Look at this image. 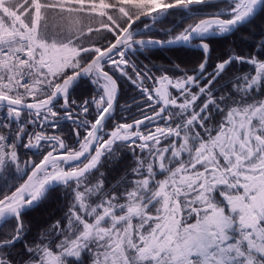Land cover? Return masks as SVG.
Wrapping results in <instances>:
<instances>
[{
  "label": "snow or ice",
  "instance_id": "1",
  "mask_svg": "<svg viewBox=\"0 0 264 264\" xmlns=\"http://www.w3.org/2000/svg\"><path fill=\"white\" fill-rule=\"evenodd\" d=\"M237 34L247 53L214 56ZM119 78L139 118L117 120ZM89 262L264 264V0H0V264Z\"/></svg>",
  "mask_w": 264,
  "mask_h": 264
},
{
  "label": "trees",
  "instance_id": "2",
  "mask_svg": "<svg viewBox=\"0 0 264 264\" xmlns=\"http://www.w3.org/2000/svg\"><path fill=\"white\" fill-rule=\"evenodd\" d=\"M208 11H212V9H209ZM178 18H169V20L157 24L155 26V32L153 35L155 37H159L162 39L169 38L167 35H165V31H167L170 28H173V25L178 23ZM192 21H186L182 24H180L179 28H175L173 30V35L176 34V32L180 31L184 26H186L187 23H191ZM212 47L214 49V56L223 54L225 52H228L230 49L235 48L237 51H243L247 53L249 49V45L242 41L240 39V34H237L236 36L229 37L228 39L223 38H215L212 42ZM137 63L139 65H149L152 66L153 64L159 66L161 64H168L170 61H176L178 63L183 62L188 67L194 66L195 62L198 59V53L194 49H187V50H158L154 51L151 54H142L137 56ZM111 72V69H109ZM248 66H244L241 69V73L247 72ZM158 74V73H157ZM119 77L118 75H116ZM118 85H119V103L117 105V109L119 111H116V117L118 120H121L123 118H126L131 113H127L126 115L122 116L121 114H125V112H122L120 110L121 106L125 104H132L133 99H139V92L135 88L134 85L129 83L127 80L123 78L118 79ZM92 86L87 81H82L80 85L74 89L72 96L74 99H77L81 102L84 97L91 94ZM136 107L133 105L130 112H135ZM222 119L221 117H217V120L219 121ZM71 124L68 122H64L61 124V127L59 129L60 132L63 133V137L66 139V141H71L72 138H74V134L71 131ZM82 132V131H81ZM134 165V161L131 157L130 153H126L122 160L119 162L118 167L120 169V174L122 175L124 170L130 169L131 166ZM108 165H105V168H108ZM105 169H102L104 171ZM118 178V177H117ZM160 179H163V176L159 177ZM109 179L112 181V183H115V180L110 176ZM56 204V205H55ZM59 204L53 203L50 207L41 209L40 212H33L32 217L35 218H44L46 213L51 210H57L58 215H63V212L58 211ZM66 211V209H65ZM7 226H5L6 230Z\"/></svg>",
  "mask_w": 264,
  "mask_h": 264
},
{
  "label": "flooded vegetation",
  "instance_id": "3",
  "mask_svg": "<svg viewBox=\"0 0 264 264\" xmlns=\"http://www.w3.org/2000/svg\"><path fill=\"white\" fill-rule=\"evenodd\" d=\"M110 68H107V70H109ZM110 71V70H109ZM148 83V82H147ZM90 84V83H89ZM91 86H92V89H91V94L90 95H88V96H86V97H84L83 98V100L84 99H90L92 96H94L96 93H95V86L94 85H92V84H90ZM148 85H149V83H148ZM83 100H81V102L83 101ZM95 113V112H94ZM131 114L130 115H132L134 118H139L138 117V114H137V110H135V112H130ZM127 113H125V115H126ZM93 116V115H92ZM90 118H91V116H90ZM118 120V119H117ZM128 122H131V120H129ZM72 126V125H71ZM108 126H109V128L112 126V122L110 121L109 122V124H108ZM48 131L49 132H52L53 130L52 129H48ZM82 131V130H81ZM74 137V136H73ZM75 138V137H74ZM74 138H72V140L71 141H66L67 143H69V144H72L75 140H74ZM23 151V152H22ZM32 154L31 153H27V152H24V150H21V161L23 160V159H29V157L31 156ZM23 162V161H22Z\"/></svg>",
  "mask_w": 264,
  "mask_h": 264
},
{
  "label": "rangeland",
  "instance_id": "4",
  "mask_svg": "<svg viewBox=\"0 0 264 264\" xmlns=\"http://www.w3.org/2000/svg\"><path fill=\"white\" fill-rule=\"evenodd\" d=\"M140 27L141 28H143V25H140ZM179 32V31H178ZM178 32H176V34L178 33ZM140 66H144V65H140ZM116 75H118L119 76V74L117 73ZM129 82V81H128ZM130 83V82H129ZM95 93H96V87H95ZM116 111H119V109H117ZM92 115L94 116L95 115V113H94V110H93V112H92ZM122 116H124L125 114H121ZM81 134L83 135V130H82V132H81ZM21 182V181H20ZM56 205V204H55ZM51 211H53V210H51ZM89 264H90V262H89Z\"/></svg>",
  "mask_w": 264,
  "mask_h": 264
},
{
  "label": "water",
  "instance_id": "5",
  "mask_svg": "<svg viewBox=\"0 0 264 264\" xmlns=\"http://www.w3.org/2000/svg\"><path fill=\"white\" fill-rule=\"evenodd\" d=\"M156 38H159V37H156ZM159 39H162V38H159ZM165 39H168V38H165ZM150 84H151V82H150ZM75 137V136H74ZM74 140H75V138H74ZM26 159H23L22 161H25ZM22 182V181H21Z\"/></svg>",
  "mask_w": 264,
  "mask_h": 264
},
{
  "label": "bare ground",
  "instance_id": "6",
  "mask_svg": "<svg viewBox=\"0 0 264 264\" xmlns=\"http://www.w3.org/2000/svg\"><path fill=\"white\" fill-rule=\"evenodd\" d=\"M148 83H149V86H151L150 81H149ZM22 152H23V151H22Z\"/></svg>",
  "mask_w": 264,
  "mask_h": 264
}]
</instances>
